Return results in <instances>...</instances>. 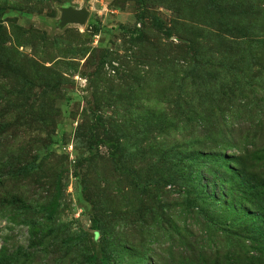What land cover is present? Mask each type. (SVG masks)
Here are the masks:
<instances>
[{
	"label": "rangeland",
	"instance_id": "obj_1",
	"mask_svg": "<svg viewBox=\"0 0 264 264\" xmlns=\"http://www.w3.org/2000/svg\"><path fill=\"white\" fill-rule=\"evenodd\" d=\"M0 257L264 264V0H0Z\"/></svg>",
	"mask_w": 264,
	"mask_h": 264
},
{
	"label": "water",
	"instance_id": "obj_2",
	"mask_svg": "<svg viewBox=\"0 0 264 264\" xmlns=\"http://www.w3.org/2000/svg\"><path fill=\"white\" fill-rule=\"evenodd\" d=\"M90 17V12L87 9L77 10L73 7L65 8L62 10L61 26L69 24H86Z\"/></svg>",
	"mask_w": 264,
	"mask_h": 264
},
{
	"label": "trees",
	"instance_id": "obj_3",
	"mask_svg": "<svg viewBox=\"0 0 264 264\" xmlns=\"http://www.w3.org/2000/svg\"><path fill=\"white\" fill-rule=\"evenodd\" d=\"M206 157H210V155L209 156H206ZM219 195V199H220V201H222L223 200V194L221 193V194H218ZM21 253H22V249L17 253V254H15L14 256H13V259H19L20 258V255H21ZM8 259L10 258V257H7ZM7 258L6 257H0V264H9V262H8V260H7ZM95 260H96V258H94ZM105 260V261H104ZM103 260V262H106V258ZM104 264V263H103Z\"/></svg>",
	"mask_w": 264,
	"mask_h": 264
}]
</instances>
